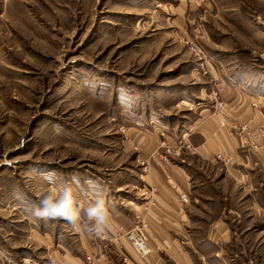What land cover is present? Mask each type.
<instances>
[{"label": "rangeland", "instance_id": "1", "mask_svg": "<svg viewBox=\"0 0 264 264\" xmlns=\"http://www.w3.org/2000/svg\"><path fill=\"white\" fill-rule=\"evenodd\" d=\"M220 79L252 96L264 122V0H0V248L16 264H58L54 241L74 249L73 225L25 212L44 177L78 179L80 201L83 180L125 163L127 127L183 134L216 111ZM255 127L233 129L243 164L183 155L205 171L187 240L195 264H264Z\"/></svg>", "mask_w": 264, "mask_h": 264}, {"label": "crops", "instance_id": "2", "mask_svg": "<svg viewBox=\"0 0 264 264\" xmlns=\"http://www.w3.org/2000/svg\"><path fill=\"white\" fill-rule=\"evenodd\" d=\"M218 85L222 87V108L212 105L216 111L203 109L193 125L183 127L181 135L172 132L165 124L150 122V128H147L145 122L127 127L125 163L110 170L104 177L90 175L82 181L80 202L87 206L96 198L103 197L111 213L113 226L130 228L137 215L146 218L150 224L151 253L148 258L142 261L128 249L131 261L123 262L118 252L88 234L81 210V219L76 225L64 222L65 228L73 225L75 232L72 233L76 240L74 249L59 242L61 237H58L50 255L53 262L86 264L85 254H101L100 264H195L191 259L187 240L192 236L191 222L197 220L198 203L202 199L198 191L201 186L195 182L205 175V171L199 167L201 172L198 170L195 174L192 173L183 155L190 153L202 162L216 167L219 162L215 157L225 154L231 157V163L239 165L248 162L249 158L242 154L245 145L241 143L245 137H236L233 129L250 121L256 126L252 138L263 137L257 132L259 127L264 129L263 116L257 106L254 107L252 96L232 89V84L226 80L220 79ZM230 94H234L233 98H230ZM259 139L261 141L257 146L261 151L258 149L259 152H255L264 161V142ZM141 185L154 186L158 191V196L149 209L145 208L140 196ZM183 193L188 195V203L181 202L180 195ZM38 232L42 238L48 236L44 232Z\"/></svg>", "mask_w": 264, "mask_h": 264}, {"label": "clouds", "instance_id": "3", "mask_svg": "<svg viewBox=\"0 0 264 264\" xmlns=\"http://www.w3.org/2000/svg\"><path fill=\"white\" fill-rule=\"evenodd\" d=\"M44 179L48 187L46 191L37 193L38 205L25 207L28 219H60L76 225L81 219V210H83L84 228L88 233L101 237L112 230L111 213L103 197H98L85 206L78 200V179L73 178L71 182H57L54 172L46 175ZM0 264H16L5 248H0Z\"/></svg>", "mask_w": 264, "mask_h": 264}, {"label": "built area", "instance_id": "4", "mask_svg": "<svg viewBox=\"0 0 264 264\" xmlns=\"http://www.w3.org/2000/svg\"><path fill=\"white\" fill-rule=\"evenodd\" d=\"M214 103L216 108L223 107V104L220 101L216 100ZM244 129L246 134H249L251 128ZM257 132L264 136V129L262 127H259ZM216 159L224 163H228L231 160V157L225 154H218ZM139 190L140 196L145 203V208H151L154 203V198L158 196L156 187L151 185H141ZM180 200L183 203H188V195L185 193L181 194ZM149 231L150 224L146 218L143 215H137L133 226L130 228H126L122 225H116L112 227V230L107 231L101 237L89 234L98 242L103 243L105 246H110V248L118 252L124 262H130L131 253L129 250L142 261L146 260V258L150 255L151 248L149 244ZM101 256V254H90L86 256V260L88 264H100L99 258Z\"/></svg>", "mask_w": 264, "mask_h": 264}]
</instances>
